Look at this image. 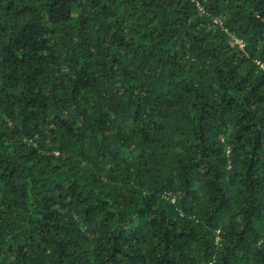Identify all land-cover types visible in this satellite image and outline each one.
I'll use <instances>...</instances> for the list:
<instances>
[{
  "label": "trees",
  "instance_id": "trees-1",
  "mask_svg": "<svg viewBox=\"0 0 264 264\" xmlns=\"http://www.w3.org/2000/svg\"><path fill=\"white\" fill-rule=\"evenodd\" d=\"M0 264H264V0H0Z\"/></svg>",
  "mask_w": 264,
  "mask_h": 264
},
{
  "label": "built area",
  "instance_id": "built-area-1",
  "mask_svg": "<svg viewBox=\"0 0 264 264\" xmlns=\"http://www.w3.org/2000/svg\"><path fill=\"white\" fill-rule=\"evenodd\" d=\"M196 6H197V8H198L199 10L202 11L201 6H200L197 2H196ZM214 21H219V19H214ZM233 40H234L236 43H238L239 46L242 45V43H241V41H240L239 39L233 38Z\"/></svg>",
  "mask_w": 264,
  "mask_h": 264
}]
</instances>
